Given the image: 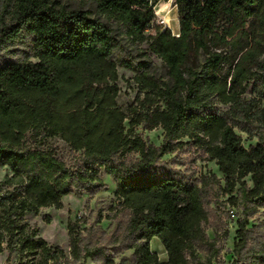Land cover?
<instances>
[{"label":"trees","instance_id":"obj_1","mask_svg":"<svg viewBox=\"0 0 264 264\" xmlns=\"http://www.w3.org/2000/svg\"><path fill=\"white\" fill-rule=\"evenodd\" d=\"M158 1L94 0L91 12L58 0H0V165L18 184L0 192V243L6 239V248L28 258L24 264H82L87 257L112 264L107 248L132 249L128 264H187L200 247L213 245L204 227L207 197L211 180H220H199L163 159L184 138L216 160L223 194L240 185L229 197L241 210L234 262L264 264V237L249 226L264 207V0H174L178 33L158 27L149 33ZM141 43L147 47L134 51ZM11 45L20 46L21 58H3ZM150 53L162 60L164 75ZM117 66L132 70L138 85L126 109L116 103ZM139 124L161 127L162 142H146L134 132ZM235 129L256 142L245 147ZM38 136H59L80 152L82 165L71 168L28 141ZM102 168L129 217L113 233L112 247H90L68 223L66 257L23 217L60 208L73 190H96ZM152 237L166 260L151 251Z\"/></svg>","mask_w":264,"mask_h":264},{"label":"rangeland","instance_id":"obj_2","mask_svg":"<svg viewBox=\"0 0 264 264\" xmlns=\"http://www.w3.org/2000/svg\"><path fill=\"white\" fill-rule=\"evenodd\" d=\"M60 4L69 8L86 9L95 11L94 0H58ZM156 20L149 33L154 32V28H168L171 33L177 34L179 31V15L174 0H160L154 5ZM164 18L165 23L160 24L157 19ZM254 21V20H251ZM20 46L11 45L2 51V56L8 59H19L22 53L18 50ZM134 51L139 48H146V43L133 44ZM14 53H18L14 56ZM150 59L158 74L164 75L165 69L162 60L155 54L150 53ZM117 86L118 94L116 103L126 109L138 94V85L134 81V72L128 68L117 66ZM250 87L247 89L246 96L250 97ZM264 107V102L262 103ZM125 126L128 127V121L125 120ZM235 131L241 135L242 144L247 147L256 142V138L248 139L247 135ZM134 132L138 133L146 142L160 144L163 140L164 132L161 127L144 128L142 125H136ZM34 140V141H33ZM28 141L38 143L41 147L50 150L56 156L61 158L66 165L71 168L82 165L81 154L73 150L59 136L28 138ZM185 143L172 153L163 156L171 166L181 170L192 172L197 179L202 180L205 177L214 175L220 180L216 182L211 180L209 195L207 197L208 220L204 225L207 237L213 241V245L200 247L194 256L188 257L187 264H243L234 262V244L237 240V220L241 216V210L230 196L239 194L240 185L237 183L232 194H223L220 187L224 185L223 175L218 169L216 160L207 155L203 148L196 145L192 140L184 138ZM132 156H129V158ZM12 172L7 166L0 165V192L11 190L18 185L16 179L8 181ZM101 185L93 191L73 190L69 194L62 196L61 207L54 206L42 207L38 212H27L23 221L28 227L37 228V236L42 237L48 245L59 246L62 248L66 257H69V237L67 231L68 223H75L77 231L84 237V242H88L90 247L94 245H103L112 247L115 242L112 241V235L124 227V222L128 219L130 211L120 205L116 195V185L113 179L102 168L99 173ZM248 186H251L250 177L244 178ZM253 225V236L264 237V207L259 208L250 218L249 226ZM151 251L157 254L160 261L167 258L163 244L157 237H152L149 241ZM219 248L218 255L208 259L212 252ZM105 253L112 258V264H128L132 249H105ZM28 258L21 256L16 249L6 248V239L0 243V264H24ZM82 264H95L90 258L81 260Z\"/></svg>","mask_w":264,"mask_h":264},{"label":"built area","instance_id":"obj_3","mask_svg":"<svg viewBox=\"0 0 264 264\" xmlns=\"http://www.w3.org/2000/svg\"><path fill=\"white\" fill-rule=\"evenodd\" d=\"M155 20H156V17H155ZM157 21H158L160 24H164V23H165V19H164V18H161V19H160V17H159V19H157ZM152 27H153V25H152ZM164 28H166V27H164Z\"/></svg>","mask_w":264,"mask_h":264}]
</instances>
